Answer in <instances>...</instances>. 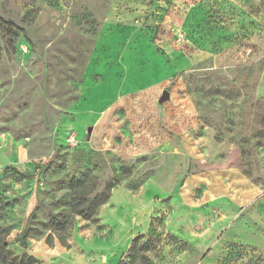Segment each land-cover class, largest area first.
Instances as JSON below:
<instances>
[{
    "label": "rangeland",
    "instance_id": "rangeland-1",
    "mask_svg": "<svg viewBox=\"0 0 264 264\" xmlns=\"http://www.w3.org/2000/svg\"><path fill=\"white\" fill-rule=\"evenodd\" d=\"M0 239L11 264H264V0H0Z\"/></svg>",
    "mask_w": 264,
    "mask_h": 264
},
{
    "label": "trees",
    "instance_id": "trees-1",
    "mask_svg": "<svg viewBox=\"0 0 264 264\" xmlns=\"http://www.w3.org/2000/svg\"><path fill=\"white\" fill-rule=\"evenodd\" d=\"M96 201H98L96 199ZM98 202H92L91 206L80 208L81 202L80 200L73 198L72 207L75 213H77L79 216H81L84 219H90L93 215V209H95L98 205H100ZM143 236H139L134 239L133 246L131 248V251L134 249V246L137 244V242L142 239ZM13 262V259H11L10 254L6 251V246L0 239V264H11ZM26 264H30V262H27Z\"/></svg>",
    "mask_w": 264,
    "mask_h": 264
},
{
    "label": "crops",
    "instance_id": "crops-1",
    "mask_svg": "<svg viewBox=\"0 0 264 264\" xmlns=\"http://www.w3.org/2000/svg\"><path fill=\"white\" fill-rule=\"evenodd\" d=\"M160 69V67H159ZM162 69V67H161ZM148 73L145 75H142L141 77L139 76L138 79L136 80V82H132V86L131 87H136V86H141L144 84H152L153 82H155L156 79L160 80V79H164L166 78L165 73L160 74V77H158V72H152L151 70L147 71ZM158 77V78H156Z\"/></svg>",
    "mask_w": 264,
    "mask_h": 264
},
{
    "label": "water",
    "instance_id": "water-1",
    "mask_svg": "<svg viewBox=\"0 0 264 264\" xmlns=\"http://www.w3.org/2000/svg\"><path fill=\"white\" fill-rule=\"evenodd\" d=\"M92 133V127H89L88 130H87V136H90Z\"/></svg>",
    "mask_w": 264,
    "mask_h": 264
},
{
    "label": "built area",
    "instance_id": "built-area-1",
    "mask_svg": "<svg viewBox=\"0 0 264 264\" xmlns=\"http://www.w3.org/2000/svg\"><path fill=\"white\" fill-rule=\"evenodd\" d=\"M71 142H73V140H71Z\"/></svg>",
    "mask_w": 264,
    "mask_h": 264
}]
</instances>
